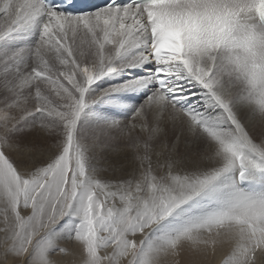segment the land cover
I'll use <instances>...</instances> for the list:
<instances>
[{"label": "snow or ice", "instance_id": "obj_1", "mask_svg": "<svg viewBox=\"0 0 264 264\" xmlns=\"http://www.w3.org/2000/svg\"><path fill=\"white\" fill-rule=\"evenodd\" d=\"M69 6L0 0V44L38 30L0 51L2 264H178L209 244L231 245L225 264H264V194L238 190L264 174V0ZM136 89L145 98L127 121L81 135L91 104ZM22 131L41 143L21 146ZM99 153L115 162L91 167ZM68 216L78 224L61 246L52 233ZM171 220L183 226L150 243Z\"/></svg>", "mask_w": 264, "mask_h": 264}, {"label": "bare ground", "instance_id": "obj_2", "mask_svg": "<svg viewBox=\"0 0 264 264\" xmlns=\"http://www.w3.org/2000/svg\"><path fill=\"white\" fill-rule=\"evenodd\" d=\"M38 37V30L36 27H32L31 29L22 31L16 34L12 39L6 41L4 44H0V51L7 50L12 51L18 48H23L25 46L30 47ZM135 76V73L128 72V73H121L119 75H114L110 77H106L100 80L96 85L93 86V90L91 95L95 96L98 95L101 91L105 89H109L114 86H119L125 81L132 79ZM145 98V92L143 90H128V91H121L116 93H110L105 95L102 99L97 101L94 104H91L90 107L85 111L81 121H80V133L84 135L88 133V127L91 122V117H95L97 119H101L103 121L106 120H122L127 121L130 116H132L135 109L143 103ZM92 126V125H91ZM250 130L255 135L260 134L259 129L251 128L249 125ZM29 140L25 143L23 141H18L21 146L24 145H31V144H39L41 143L40 136L35 132L32 131L31 134L28 136ZM19 139V138H18ZM104 157L107 159L112 160L115 162V157H112L110 154L107 153H99L97 154V158L91 159L89 161L90 166L93 168L102 167L104 164ZM195 157H192L191 160L186 161L188 167L194 166ZM107 175V173H105ZM247 186H252V188H256L257 192L256 195L264 194V174L255 173L252 175V178L244 180ZM232 183L231 177L226 178L221 185V196L226 195L229 190V186ZM248 186V188H249ZM243 187V186H242ZM246 187V186H245ZM238 190L243 191L245 193L251 194L250 192L244 191L243 188H239ZM251 191V190H250ZM256 191V190H255ZM254 193V191L252 192ZM72 220L73 218L70 216L64 222L57 224L56 232L59 238V244L61 246L68 244L65 240L69 237L70 229L72 228ZM171 226H183L180 220H171L169 221V227L166 229L158 230L156 233H153L152 237H150V243L161 241L162 238L168 234V232L172 231ZM71 236V235H70ZM70 239V238H69ZM231 253V245L224 244L220 246L217 244L215 246V251H213V245H208V252L207 255H200L193 257L189 253L182 254L179 258L178 264H191L193 259L199 261V264H225V261L229 258ZM175 258L169 257L168 264H173ZM2 264V261H0Z\"/></svg>", "mask_w": 264, "mask_h": 264}, {"label": "rangeland", "instance_id": "obj_3", "mask_svg": "<svg viewBox=\"0 0 264 264\" xmlns=\"http://www.w3.org/2000/svg\"><path fill=\"white\" fill-rule=\"evenodd\" d=\"M28 46H25V47H23V48H27ZM131 117V116H130ZM91 122H90V125H89V127H88V132L91 130V129H93L95 126H97L98 124H100L101 122H103V120H101V119H97V118H95V117H91ZM92 125V126H91ZM21 127H24L23 125L21 126ZM32 132H29V131H22V132H19V133H17L16 134V137H15V139L17 140V141H23V142H27L28 140H29V138H28V136H29V134H31ZM85 134H87V133H85ZM84 134V135H85ZM19 138V139H18ZM243 186V187H242ZM246 186V187H245ZM249 186V185H248ZM248 186H247V184H246V182L245 181H243V182H241L240 184H239V188H243V190L245 191H247V192H250L251 194H256V193H258L257 192V189L256 188H252V186H249V188H248ZM251 190V191H250ZM256 190V191H255ZM254 191V193H252ZM263 193H264V191H262ZM70 216H68V217H65L63 220H61L60 221V223H62V222H64L67 218H69ZM59 223V224H60ZM77 224H78V220H75V219H73L72 220V228L70 229V232H69V237L65 240V242H68V243H70V239H71V237L74 235V233H75V229H76V227H77ZM56 228L57 229H59L58 227H56L55 226V228H54V230H53V233H52V235H54V236H56V237H58V234H57V232H56ZM71 235V236H70ZM70 238V239H69ZM58 242H59V238H58Z\"/></svg>", "mask_w": 264, "mask_h": 264}]
</instances>
